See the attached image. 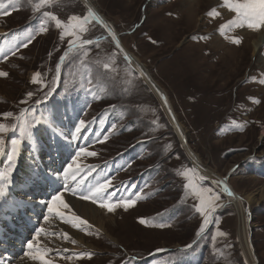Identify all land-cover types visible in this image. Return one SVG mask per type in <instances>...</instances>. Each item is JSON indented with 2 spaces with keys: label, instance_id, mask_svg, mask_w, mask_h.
<instances>
[{
  "label": "rangeland",
  "instance_id": "1",
  "mask_svg": "<svg viewBox=\"0 0 264 264\" xmlns=\"http://www.w3.org/2000/svg\"><path fill=\"white\" fill-rule=\"evenodd\" d=\"M90 1L116 30L129 53L166 91V101L183 123L190 150L216 177L228 178L240 197L248 195L256 201L245 202L244 206L256 264H264V46L255 52L264 26L259 30L226 27L222 32L221 26L235 18V13L223 6V0ZM40 4L41 0H0V71L8 73L0 77V123L10 129L16 126L3 134L0 186L6 188V194L0 198V217L12 209L11 194L22 160L28 176L17 196L24 199L21 193L26 192L31 199L25 200L35 202L46 198L43 193L52 192L40 188L44 176H63L56 165H61L59 158L66 155L57 153V146L63 147L64 141L61 144L55 138L61 137L63 130L67 138L72 135L69 164L80 148L96 155L82 154L76 160L74 170L80 169L76 180L56 178V186L70 199H64L69 209L59 207L63 218L49 213L45 206L40 210L37 228L28 233L34 248H27L29 241L22 243L24 250L17 255L16 264H41L25 255L29 251L35 254L37 249H47L45 258L52 264H137L154 255L162 264H173L177 255L188 249L195 253L189 256L191 264H196L195 258L201 264H250L240 242L236 207L223 194L221 184L199 179L164 107L106 36L105 29L90 21L85 25L87 32H78L77 47L68 51V42L75 37L64 35L61 39L64 27L57 28L44 13H52L67 25L72 16L82 18L88 10L80 0H55L38 8ZM211 9L219 15L209 17ZM41 27L47 31L41 32ZM227 37L239 38L241 43L234 44ZM84 39L93 43L80 47ZM66 51L67 56L61 60ZM36 73L40 75L34 83ZM51 89L54 91L45 96ZM29 92L33 93L31 98ZM69 93H82L84 103L56 111L60 116L49 107L42 110L53 98L56 102ZM24 109L28 111L21 117ZM8 112L13 116L5 118L3 114ZM33 116L43 118L45 123L33 130V137L25 140L19 154L10 160L11 140L21 137L20 125L34 122ZM110 116L109 126L106 119ZM81 119L85 127L75 134ZM136 144L144 148L129 164L130 159L122 153ZM186 171L201 188L212 190L209 195L219 196L206 225L195 211L199 199L184 188L188 179L181 173ZM81 179L84 183L77 187ZM106 180L111 181V187L105 195L115 192L111 202L131 198L135 206L110 213L100 207L99 201L80 198V193L87 194V189ZM64 183L77 188V194L64 191ZM82 206L95 209L97 220L108 222L104 223L106 229L86 217ZM73 214L80 220L73 221ZM141 218L145 224L140 223ZM2 228L8 236L13 233L9 223ZM40 229L44 231L33 240ZM2 236L0 233V239ZM13 260L9 256L6 261L13 264ZM153 260L148 262L153 264Z\"/></svg>",
  "mask_w": 264,
  "mask_h": 264
},
{
  "label": "snow or ice",
  "instance_id": "2",
  "mask_svg": "<svg viewBox=\"0 0 264 264\" xmlns=\"http://www.w3.org/2000/svg\"><path fill=\"white\" fill-rule=\"evenodd\" d=\"M55 0H41V4L38 5V8L46 5V4H51L54 3ZM223 6H226L228 9H230L232 12L235 13V18L231 20L227 25L221 26V31L223 32L224 28L226 27H235V28H244L245 26L248 29L251 30H259L262 26H264V0H223ZM7 15V13H4ZM207 15L209 17H215L219 15V12H217L215 9H211ZM44 16L49 17L51 20L55 21V25L57 28L64 27L65 31L61 35V39L64 38V35H71L75 37V40H70L69 43V49L68 51H72L77 47L76 41L80 40V36L78 35L79 33L87 32L88 29L85 27L86 24L90 23V21H96L97 23L101 24L103 27H105L108 30V34L112 37L113 41H116V36L112 32L110 28L98 17L91 9L88 10L87 14L84 17H78V16H72L70 18V22L67 25H62L61 20H59L56 16H54L50 12H45ZM41 32L47 31L45 27H41L40 29ZM34 38V37H32ZM228 39L231 40L232 43L239 45L241 43V40L236 37H227ZM28 43H31V39H29ZM93 41L91 39H84L82 40L80 47L83 45H90L92 44ZM27 47V44L24 45ZM116 47L119 48V42H116ZM13 55L16 53L13 52ZM68 52L66 51L63 56H61V60L65 59L67 56ZM87 55V53H85ZM125 59L128 60L129 58L127 55H125ZM105 68L108 67L107 64L104 65ZM60 65L57 64V71H59ZM8 75L7 72L5 71H0V77H6ZM40 73H36L35 76L33 77V82H36V77H39ZM54 77V81H55ZM54 91V89H51L49 92L45 93V96H48L51 94V92ZM28 97L31 98L33 93L29 92L27 93ZM259 101H257L258 103ZM22 103H26V101H22ZM39 103V101H37ZM166 103V100H165ZM28 109H24L21 112V117L23 116L24 112H27ZM3 116L5 118H9L13 116V113L8 112L4 113ZM17 119H20L18 117ZM33 121L32 123H22L20 125V131H21V137L15 138L11 140V155L9 156V159H12V156H16L19 154V149L22 145V143L27 140L30 137H33L34 132L33 130L37 128L38 126L42 125L45 123V120L43 118H36L33 116ZM16 126L13 125L12 129L9 128L8 125L4 123H0V152L5 151V138L4 135L5 133L9 132L10 130H13ZM85 127V121L80 120L78 126L75 127V134H79L82 130V128ZM113 128H115V125H113ZM108 139L107 136L104 137V140L106 141ZM103 142V141H101ZM86 154L89 156H94L96 155L95 152H87L85 148H80L79 151L75 153V156L73 157V163L68 164L67 168L63 169V178L65 181H68L69 179L71 180H76L77 174L79 173L80 169L77 167L74 170V164L76 163V160L82 155ZM14 167V165H13ZM191 171V170H189ZM10 175V172L8 173ZM59 175V174H58ZM181 175H184L188 179V183L184 185L185 189H190L191 194L195 196L196 198L199 199V204L195 205V211L198 212L203 218V223L206 225L209 223V216L212 214V212L215 211V201L219 199V196H214V195H209V193L212 191L209 188H201L191 176L188 175V172L181 173ZM3 179V174H0V180ZM84 181L81 179L77 183V187L82 185ZM217 183H222L221 181H217ZM63 189L64 191H70L73 195L77 194V188L70 187L68 183L63 184ZM111 187V181H105L104 183H97V185L94 188L87 189L86 192L87 194H84L83 192L80 193V198L81 199H86V200H92L93 203L100 202V207L101 208H106L108 212H113L117 208H123L124 210L129 209L130 207L135 206L136 201L128 198H120L118 200H115V202H111L112 199L115 197V192L108 193L107 196L105 193L108 192V188ZM224 191L228 192L230 195V190L227 187V185H224ZM6 194V188L4 186H0V198H3ZM44 206L47 208V211L49 213H57V215H60L61 218H63V213L59 212V207L62 206L64 209H69V204L64 202L63 199V194L62 193H57L56 195H52L51 199L49 201H42ZM49 217L46 215L44 216V220L47 221ZM73 221L80 220L79 217L75 216L73 214L72 216ZM81 223L87 224V221H81ZM141 224H145L146 221L141 218L140 219ZM163 227L164 225H160ZM43 229H40L39 231L36 232L35 237H33V240H37L41 232H43ZM201 233L204 231V228L201 227L199 230ZM65 238L67 239V234L65 233ZM75 243V241H73ZM187 248H190L191 245H187ZM27 248L29 250H33L34 244L32 241H29L27 244ZM48 254L47 249H37L35 251V254H33L31 251L26 252L25 255L31 256L32 259L34 260H39L41 261V264H52V262L45 257Z\"/></svg>",
  "mask_w": 264,
  "mask_h": 264
},
{
  "label": "bare ground",
  "instance_id": "3",
  "mask_svg": "<svg viewBox=\"0 0 264 264\" xmlns=\"http://www.w3.org/2000/svg\"><path fill=\"white\" fill-rule=\"evenodd\" d=\"M90 5L92 7L93 12L98 17H100V19L108 26V28H110L114 34H118L115 29H112L111 28V25L108 23V21L105 18V16L102 15L99 11H97L96 8H94V6L91 3V1H90ZM99 25H101V24H99ZM101 27H102V25H101ZM102 29H103V27H102ZM105 34L107 36V31L105 32ZM117 36H118L117 41L118 42L120 41V43L122 44L119 35H117ZM107 37L110 38L109 36H107ZM122 45H123V49L129 55L130 59L132 60L131 62L129 61L130 63L129 62L128 63L134 67L135 71L139 74V76L141 75L142 78L141 77L140 78L145 82L146 85L149 86V88L151 89V91L154 92V94L156 95V97L160 101L161 106L164 107V110H165L168 118L172 121L173 125L175 126V127L174 126L173 127L176 130V134L179 137H182L183 135H185L186 132H185V128L183 126V123L178 120L177 115H176L173 107L172 106H169L168 103L165 104L164 101H163V99L166 100V91L163 90L156 83V81L152 78V76L149 74V72L145 69L144 65L131 52L129 53V51L126 49V47L124 46V44H122ZM262 46H264V36L263 35H261L259 37V42L256 43V45H255V52H256V50H258ZM263 59H264V57H263ZM150 77L152 78V80L150 79ZM174 119L176 121H178V122L176 123L174 121ZM53 125H55V123ZM55 128L58 129V125H55ZM64 132L65 131L63 130V132L60 133V136L65 139V142H66V144L68 146V144L71 142L72 135L69 138H66V134H62ZM40 133L41 132L39 131V133H37V134L39 135ZM74 137H76V136H74ZM263 137H264V133H262V135H261V138L262 139H263ZM183 147H184L185 150H187V152H188V154H189V156L191 158L193 167L195 168L196 173H197V176L199 177V179H201L203 181H206L207 180V181H210L212 183H214V182L217 183V181H221L222 182V183H219V184H221L223 186V191L222 190L221 191L223 192V194L225 195V197L228 198V200H230L234 204V206L236 207V210H237L236 212L238 213V217H239V229H240V235H239L240 236V242H241L242 248L244 250L246 259L249 260L250 264H256V260H255V257H254L255 255L253 254L254 252L252 250V246H251V244L249 242V236H248L249 229H248V220H247V214H248L247 213V208L244 206L245 205V202H247L248 204H251V203H254L256 201L253 202L254 198H252V197H250L248 195L245 198L240 197L237 194V192L234 190V188L232 187V185L230 184L229 181L228 182L225 181L226 182L225 183L223 177H216L215 174H214V172L211 171L208 167H206L202 163L201 159L198 157L197 154H195L192 151L189 152V150H190L189 145H184ZM67 157L68 156L65 155L58 162V163H61V165H58L57 166L59 168V171H62L63 172V169L67 168V164H68ZM21 163H22V166H21L20 171H19L20 175L17 177V183H16L17 185L14 184L15 187H14V190L12 191V194H11L12 197L14 198L12 200L11 206H12V208H14L16 206L15 205L16 203H23L24 205L26 204V205H28V206H30L32 208H37L38 210H41L42 208H44V204L42 203V201H46L47 199H50V196L52 194L56 195V193L60 192L62 189L60 190L59 186L58 187L56 186L55 182L57 181V179L54 180L52 177L46 175V177L44 176L43 186L40 188V190L43 189V188H45V189L52 190V192L49 191V192L43 193V198L46 197V198H44V200H42V199L40 200L39 199V200H37L35 202H30V201H26V200L25 201H21L20 198L17 196L18 193H19L18 190H20V189L23 188V182L26 179V177L28 176V172H27V168L25 166L24 160H22ZM60 184H61V182H60ZM225 184L229 188L231 195L228 192H225L224 191V185ZM37 194H38V192L35 195H37ZM63 199H65V201H67V199H69V198L66 195H63ZM34 205H37L38 207H36V206L34 207ZM18 206H20L22 208V206L20 204H18ZM82 207H83V209L81 208V210L83 211V213H84V215L86 217H91V218L95 219V221H96L95 223H99L102 229H104V227L106 229V225L104 226V223L105 224H108V222L105 221V220L104 221L103 220H97L98 219L97 218L98 216L96 215L95 209H91L90 206H88V207L87 206H82ZM75 209H76V205H75ZM2 214H4V215L2 217H0V219L7 220V212L6 211L5 212H2L1 215ZM23 217H27V218L30 219V216H28L26 214L23 215ZM1 223H2V221L0 220V224ZM15 225L17 226V224H15ZM31 227H32V224L26 225V226H22V227H18V234H23L26 231L27 228H31ZM0 233L3 234L2 229H1V226H0ZM22 239H23V237H19L17 239V241L19 242ZM0 241H1V239H0ZM6 243L7 244L6 245H3V246H1V244H0V248H2L1 251H3L4 253H7V257L6 258H2V259L0 258V264H8L7 261H6L8 259V257L10 256V261H11V259L13 258V256L16 253H19L20 250H21V248H19V245L9 246V243L10 244L13 243L12 241L11 242H6ZM13 262H14V260H13ZM13 264H16V263H13ZM17 264H20V263H17ZM27 264H32V262L29 261V262H27Z\"/></svg>",
  "mask_w": 264,
  "mask_h": 264
},
{
  "label": "trees",
  "instance_id": "4",
  "mask_svg": "<svg viewBox=\"0 0 264 264\" xmlns=\"http://www.w3.org/2000/svg\"><path fill=\"white\" fill-rule=\"evenodd\" d=\"M81 95H82V93H77V95H76V93L75 94L69 93L68 95L60 96L61 98L58 99V101H56V102H55L56 99L53 98V100L49 103V105L51 107L53 105L56 106L55 109H57V110H63L64 107L72 108V107H76V106H81L84 103L83 102V99H81L82 98ZM58 98H59V96H58ZM106 122H108L107 124H109V126L112 124V122H111V116L106 119ZM142 147L143 146H141V144H136V145H133V147L129 148L128 151H125V153H122V154H126V156L130 159L129 164L134 163L135 159L137 158L136 156L138 155L137 153L142 149ZM146 174H148V172L145 173V174H142V177H144ZM173 253H176L177 254V253H181V251H175ZM194 254L195 253H194L193 250H189L188 249V250L184 251V253L181 256L180 255H177L178 256V259H177L176 262L174 261L173 264H187V261H189L190 264H191L192 259L189 258V256L190 255H194ZM184 256L187 259V261H184V259H185V258L183 259ZM152 259H154L153 262H152L153 264H162V263L158 262L159 260H161L159 258V256L154 255V256H152ZM152 259H142L137 264H151L148 261H152ZM194 261L196 262V264L203 263L202 261H199L198 258H195ZM163 264H172V263H169V262L166 263V262H164ZM192 264H194V263H192Z\"/></svg>",
  "mask_w": 264,
  "mask_h": 264
},
{
  "label": "water",
  "instance_id": "5",
  "mask_svg": "<svg viewBox=\"0 0 264 264\" xmlns=\"http://www.w3.org/2000/svg\"><path fill=\"white\" fill-rule=\"evenodd\" d=\"M81 2H83V4H84V6L86 7V9L87 10H89V9H91L92 10V7H91V5H90V0H80ZM93 11V10H92ZM103 27V26H102ZM103 29H105L106 31H107V36H109L110 38H111V41L113 42V44L114 45H116V42H117V38H118V36H117V34H115V36H116V41H113L112 40V37L108 34V30L105 28V27H103ZM119 45H120V47L118 48L119 49V51L121 52V54H122V56L124 57V59H125V55H127V57L129 58L127 61L129 62H131L132 60L130 59V57H129V55L125 52V50L123 49V45L120 43V41H119ZM126 60V59H125ZM129 62V63H130ZM150 79L152 80V78L150 77ZM151 90V89H150ZM163 101H164V103H165V99H163ZM165 104H167V102L165 103ZM171 121V120H170ZM174 121L177 123L178 121H176L175 119H174ZM175 129V128H174ZM179 137V136H178ZM180 139H181V142H183L182 143V146H184V145H187V138L185 137V135H183L182 137H180ZM184 148V147H183ZM186 152H187V150H185ZM191 150H189V152H190ZM188 153V152H187ZM192 154V153H191ZM189 155V154H188ZM193 156V155H192ZM194 162V161H193ZM198 178V177H197ZM228 182V178H225L224 179V182ZM225 182V183H226ZM256 259V258H255Z\"/></svg>",
  "mask_w": 264,
  "mask_h": 264
}]
</instances>
